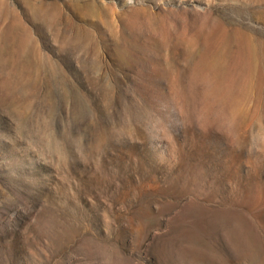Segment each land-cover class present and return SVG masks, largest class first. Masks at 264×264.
I'll return each instance as SVG.
<instances>
[{"label":"rangeland","instance_id":"obj_1","mask_svg":"<svg viewBox=\"0 0 264 264\" xmlns=\"http://www.w3.org/2000/svg\"><path fill=\"white\" fill-rule=\"evenodd\" d=\"M0 264H264V0H0Z\"/></svg>","mask_w":264,"mask_h":264}]
</instances>
